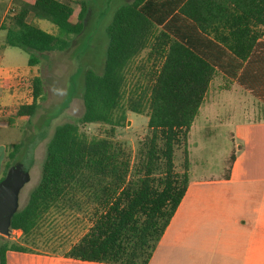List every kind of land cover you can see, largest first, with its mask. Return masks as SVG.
<instances>
[{"label":"trees","instance_id":"1","mask_svg":"<svg viewBox=\"0 0 264 264\" xmlns=\"http://www.w3.org/2000/svg\"><path fill=\"white\" fill-rule=\"evenodd\" d=\"M87 11L84 0H13L2 25L6 46L28 53L29 67H37L41 54L70 47ZM34 20L50 22L60 34ZM106 33L104 71H86L84 113L78 123L59 126L48 143L41 180L12 219L21 240L1 244L0 264H7L8 251L31 252L26 241L67 211L84 213L90 227L64 257L149 264L187 192L189 135L213 81L221 76L223 90L236 84L264 104V0H133L115 12ZM43 93L37 76L32 104L19 106L15 116L32 120ZM129 113L148 118L134 155L124 142L82 130L123 128ZM23 147L14 144L6 155L0 182ZM234 160L232 154L225 178Z\"/></svg>","mask_w":264,"mask_h":264},{"label":"rangeland","instance_id":"2","mask_svg":"<svg viewBox=\"0 0 264 264\" xmlns=\"http://www.w3.org/2000/svg\"><path fill=\"white\" fill-rule=\"evenodd\" d=\"M87 4L85 28L79 35L70 37V47L61 52L41 54V63L29 67V54L19 48L5 47V32L0 31V74L2 76H34L43 79V99L36 116L28 121L15 116L21 104L31 102L32 79L30 75L21 84H16L13 93L21 94V99L11 107L0 108V142H8V153L14 144L24 145L18 156V162L24 168L33 159L29 172L30 182L20 194V208L28 202L30 193L41 180L42 166L46 158L47 146L56 129L67 123H78L84 113L83 91L84 78L88 69L102 74L109 44L106 29L112 22L115 12L133 0H84ZM76 15L80 7L74 5ZM37 26L44 31L59 35V30L50 22L37 20ZM0 75V76H1ZM24 81V82H23ZM224 82L219 76L213 81L207 96L208 104L215 99V107L209 113L205 107L201 111L189 135L191 163L198 170V175H216L224 172L233 144L230 139L232 122L249 118L241 101L251 109L260 110L258 100L248 93L223 91ZM15 89V91H14ZM253 116H261L255 114ZM12 121V123H11ZM148 118L129 113L123 128H112L99 124L82 128L89 136L108 138L124 142L134 155L137 144L147 133ZM225 167V169H224ZM90 223L84 213L67 211L56 213L48 218L26 242L28 249L34 252L62 254L77 242L88 230ZM21 233H12L10 243H19ZM20 237V238H19Z\"/></svg>","mask_w":264,"mask_h":264},{"label":"crops","instance_id":"3","mask_svg":"<svg viewBox=\"0 0 264 264\" xmlns=\"http://www.w3.org/2000/svg\"><path fill=\"white\" fill-rule=\"evenodd\" d=\"M12 3L13 0H0V31H3L2 25ZM30 21H33L32 17ZM4 46L7 47L6 43ZM30 75L33 79L37 77L33 71ZM29 76H0V108L11 107L21 99V94L13 93L12 87L19 86L22 77L26 80ZM237 86L235 84L227 92H233L235 88L238 92ZM238 88L242 94L253 96L242 87ZM214 101L208 104L206 97L202 106L207 113L215 107ZM32 102L31 97V102L25 105ZM239 103L250 117L232 122L231 155L234 154L235 160L228 178L224 177L225 171L198 175L190 160L187 192L149 264H264V104L258 100L261 109L255 110L247 108L241 99ZM260 113L262 117L251 116ZM8 147V142H0V178ZM6 240L7 237L0 235V246ZM6 263L103 264L37 251H8Z\"/></svg>","mask_w":264,"mask_h":264},{"label":"water","instance_id":"4","mask_svg":"<svg viewBox=\"0 0 264 264\" xmlns=\"http://www.w3.org/2000/svg\"><path fill=\"white\" fill-rule=\"evenodd\" d=\"M31 176L21 163L14 164L0 182V235L9 237L13 217L21 210L20 194Z\"/></svg>","mask_w":264,"mask_h":264}]
</instances>
